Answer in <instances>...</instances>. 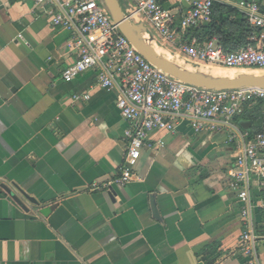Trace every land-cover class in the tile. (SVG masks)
I'll return each instance as SVG.
<instances>
[{"label":"crops","instance_id":"1","mask_svg":"<svg viewBox=\"0 0 264 264\" xmlns=\"http://www.w3.org/2000/svg\"><path fill=\"white\" fill-rule=\"evenodd\" d=\"M158 3L176 26L188 7ZM239 15L222 30L233 33ZM69 38L34 0H0V264H247L228 172L245 132L240 122L253 133L258 112L220 133L187 124L153 132L155 147L141 151L132 181L93 189L120 174L127 122L118 91L98 88L96 70L63 81L75 60ZM251 201L261 234L264 194L254 185ZM255 254L264 264L263 239Z\"/></svg>","mask_w":264,"mask_h":264},{"label":"built area","instance_id":"2","mask_svg":"<svg viewBox=\"0 0 264 264\" xmlns=\"http://www.w3.org/2000/svg\"><path fill=\"white\" fill-rule=\"evenodd\" d=\"M124 16L146 28L144 37L152 44L173 52L195 70L201 66L221 67L238 72L264 73V0H239L234 6L249 30L247 42L235 49L216 37L200 42L193 32L212 22L215 0H185L188 7L175 25L174 15L158 0H127ZM44 9L53 28L70 36L67 49L74 62L62 73L64 82L96 70L97 87L116 89V107L127 122L123 138L127 142L121 172L112 179L93 184L108 189L132 181L133 171L144 148H153V132L172 134L181 124L196 133H220L232 129L248 112L264 109V89L239 88L213 91L186 85L147 62L123 37L98 0H34ZM89 94L73 100H88ZM231 141L236 135H230ZM162 145L161 141L157 142ZM229 185L237 194L243 232L240 249L247 264H258L256 242L264 240L255 230L251 187L264 194V132L242 133L239 154L228 172ZM264 209V207H263Z\"/></svg>","mask_w":264,"mask_h":264},{"label":"water","instance_id":"3","mask_svg":"<svg viewBox=\"0 0 264 264\" xmlns=\"http://www.w3.org/2000/svg\"><path fill=\"white\" fill-rule=\"evenodd\" d=\"M105 9L119 33L125 37L140 55L158 70L174 79L192 86L213 91L233 90L239 88L264 89V74L241 73L235 77L215 76L203 71L183 67L159 54L152 46V39L144 37L146 28L141 23L130 22L123 13L119 0H98ZM187 64V63H186ZM189 65V64H188ZM240 126L249 131L250 122L241 121Z\"/></svg>","mask_w":264,"mask_h":264},{"label":"trees","instance_id":"4","mask_svg":"<svg viewBox=\"0 0 264 264\" xmlns=\"http://www.w3.org/2000/svg\"><path fill=\"white\" fill-rule=\"evenodd\" d=\"M213 7L214 14L212 22L198 30L202 32L199 36H193L196 37L200 42H205L211 39L212 37H216L221 43L224 44L226 48L229 49H235L244 45L247 42L249 32L244 19H237L235 26L233 27V33L230 34L222 30L224 26L228 23V17L234 16L236 13H238L237 9L229 5H221L217 3H214ZM230 38L231 41L229 40ZM224 41H226L227 43ZM256 112L260 111L257 110Z\"/></svg>","mask_w":264,"mask_h":264},{"label":"bare ground","instance_id":"5","mask_svg":"<svg viewBox=\"0 0 264 264\" xmlns=\"http://www.w3.org/2000/svg\"><path fill=\"white\" fill-rule=\"evenodd\" d=\"M152 46L155 48V50H156L159 54L165 56L166 58L169 59V56H172L171 53L167 52L166 50H164L163 48H161V47L158 46L157 44H154V43H153ZM173 56H174V58L176 59V62H175V63H177V64H179V65H181V66H183V67H187V68H189V69H192V68H193V67H191L190 65L186 64L185 62H183L181 59L177 58L175 55H173ZM212 68H216V69H225V68H221V67L201 66V67L198 68L197 70H198V71H203V72H206V73H209V74H212L211 71H210ZM193 69H194V68H193ZM226 70H228V71H234V70H231V69H226ZM234 72H235V71H234ZM246 72L251 73V74H255V75H259V74H260L259 72H256V71H246V70L241 71V72H239V73L241 74V73H246ZM235 73H236V72H235ZM239 73H237V74H239ZM237 74H235L233 77H235ZM212 75H213V74H212ZM215 76H216V75H215ZM219 76L231 77V76H227V75H219Z\"/></svg>","mask_w":264,"mask_h":264},{"label":"rangeland","instance_id":"6","mask_svg":"<svg viewBox=\"0 0 264 264\" xmlns=\"http://www.w3.org/2000/svg\"><path fill=\"white\" fill-rule=\"evenodd\" d=\"M119 2L121 3V5L124 7V2H123V0H119ZM239 18H241V16L239 15L238 16ZM162 48H166V46H164V47H162ZM169 60H171V61H174V62H176V59L174 58V56L172 55V56H169ZM211 73L213 74V75H216V76H219V75H224V74H222V73H220V71L219 70H217L216 68H212L211 70ZM235 71V70H234ZM229 71V73H227V76H231V77H233L235 74H237V73H239L238 71ZM246 73H248V72H246ZM260 74H264V73H262V72H259ZM240 74V73H239ZM226 75V74H225ZM238 75V74H237ZM248 114H251V113H249L248 112ZM256 116H255V122H256V126H257V128L255 129V130H259V132H264V110H261V112H258L257 114H255ZM254 129H252L250 132H254L255 131ZM257 130V131H258Z\"/></svg>","mask_w":264,"mask_h":264}]
</instances>
